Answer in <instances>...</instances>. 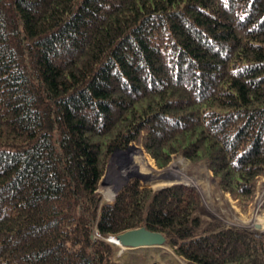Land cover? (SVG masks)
<instances>
[{
    "label": "trees",
    "instance_id": "obj_1",
    "mask_svg": "<svg viewBox=\"0 0 264 264\" xmlns=\"http://www.w3.org/2000/svg\"><path fill=\"white\" fill-rule=\"evenodd\" d=\"M205 160L244 208L264 176V0H0V264H120L143 226L189 264H264V233L203 216L197 189L112 154Z\"/></svg>",
    "mask_w": 264,
    "mask_h": 264
},
{
    "label": "rangeland",
    "instance_id": "obj_2",
    "mask_svg": "<svg viewBox=\"0 0 264 264\" xmlns=\"http://www.w3.org/2000/svg\"><path fill=\"white\" fill-rule=\"evenodd\" d=\"M156 176L172 177L176 183L195 187L200 195L204 218L215 217L226 225L264 233V176L256 182L251 203L241 208L229 193L223 194L217 188L205 160L194 163L177 154L172 156L167 165L159 168L139 143H131L125 149L116 150L112 154L99 182L98 191L103 201H111L129 177H137L141 185L153 189L168 185L150 184V180ZM118 247L115 259L120 264H189L167 244L136 248Z\"/></svg>",
    "mask_w": 264,
    "mask_h": 264
},
{
    "label": "water",
    "instance_id": "obj_3",
    "mask_svg": "<svg viewBox=\"0 0 264 264\" xmlns=\"http://www.w3.org/2000/svg\"><path fill=\"white\" fill-rule=\"evenodd\" d=\"M176 182L172 177L168 176H156L150 180V184H172ZM106 239L121 248L161 246L166 242L163 233L149 230L143 226L130 228L115 235H109Z\"/></svg>",
    "mask_w": 264,
    "mask_h": 264
},
{
    "label": "bare ground",
    "instance_id": "obj_4",
    "mask_svg": "<svg viewBox=\"0 0 264 264\" xmlns=\"http://www.w3.org/2000/svg\"><path fill=\"white\" fill-rule=\"evenodd\" d=\"M258 217V216H257ZM260 217V216H259ZM263 218V217H262Z\"/></svg>",
    "mask_w": 264,
    "mask_h": 264
}]
</instances>
